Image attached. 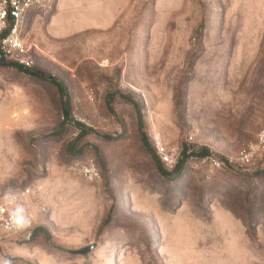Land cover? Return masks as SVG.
<instances>
[{
    "label": "rangeland",
    "instance_id": "374dc122",
    "mask_svg": "<svg viewBox=\"0 0 264 264\" xmlns=\"http://www.w3.org/2000/svg\"><path fill=\"white\" fill-rule=\"evenodd\" d=\"M23 36L34 66L0 65V190L47 212L28 206L30 244L0 233V260L264 264V172L199 164L264 128V0H45Z\"/></svg>",
    "mask_w": 264,
    "mask_h": 264
},
{
    "label": "built area",
    "instance_id": "2783aa9c",
    "mask_svg": "<svg viewBox=\"0 0 264 264\" xmlns=\"http://www.w3.org/2000/svg\"><path fill=\"white\" fill-rule=\"evenodd\" d=\"M44 2L45 0H0V65L27 69L34 66L31 53L36 46L26 42L23 30L31 12L43 6ZM87 99L94 102V93L89 92ZM156 150L167 168L172 169L179 162V148L165 149L160 139H156ZM199 164L216 171L228 169L239 171L252 167L264 172V128L257 134L255 142L237 155L220 157L210 154L201 158ZM72 170L89 183L101 178L100 167L93 157L77 161L73 164ZM29 205L36 207L39 213L47 212L46 203L33 186L20 188L16 193L0 190V233L16 242L30 244L34 240L36 220L29 212ZM17 206L25 210L27 225L24 227H18L12 222L11 214Z\"/></svg>",
    "mask_w": 264,
    "mask_h": 264
},
{
    "label": "clouds",
    "instance_id": "9594fccd",
    "mask_svg": "<svg viewBox=\"0 0 264 264\" xmlns=\"http://www.w3.org/2000/svg\"><path fill=\"white\" fill-rule=\"evenodd\" d=\"M24 211L25 210L23 207L17 206L11 214L13 224L17 225L18 227H24L27 225V220L24 215ZM0 264H11V261L3 259L0 260Z\"/></svg>",
    "mask_w": 264,
    "mask_h": 264
},
{
    "label": "water",
    "instance_id": "95a60500",
    "mask_svg": "<svg viewBox=\"0 0 264 264\" xmlns=\"http://www.w3.org/2000/svg\"><path fill=\"white\" fill-rule=\"evenodd\" d=\"M92 249H93L92 247H88L83 250H66V249H60V250L64 253H68L71 255H84L85 258H87Z\"/></svg>",
    "mask_w": 264,
    "mask_h": 264
},
{
    "label": "trees",
    "instance_id": "16d2710c",
    "mask_svg": "<svg viewBox=\"0 0 264 264\" xmlns=\"http://www.w3.org/2000/svg\"><path fill=\"white\" fill-rule=\"evenodd\" d=\"M66 98V97H65ZM67 99V98H66Z\"/></svg>",
    "mask_w": 264,
    "mask_h": 264
}]
</instances>
